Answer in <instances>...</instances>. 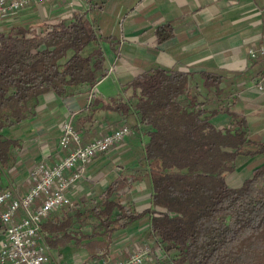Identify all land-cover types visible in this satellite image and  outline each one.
<instances>
[{"label":"trees","instance_id":"obj_1","mask_svg":"<svg viewBox=\"0 0 264 264\" xmlns=\"http://www.w3.org/2000/svg\"><path fill=\"white\" fill-rule=\"evenodd\" d=\"M155 33L158 44L171 37L168 26ZM100 38L80 12L68 21L3 27L0 194L7 189L3 173L16 170L21 149L19 140L5 131L33 119L39 98L47 93L59 98L86 95L87 115L77 118L76 132L95 123L98 110L136 117L137 131L146 139L147 171L135 175L149 179L151 208H129L117 196L129 182L116 179L99 202L65 207L42 221L50 248L100 233L108 236L148 216L149 239L162 247L165 264H264V140L250 132L246 117L234 109L235 98L229 102L230 79L221 72L194 75L151 66L125 86L126 101L120 96L96 109L100 101L92 90L107 76ZM219 115L228 118L226 126L212 123ZM239 158L259 161L250 168V177L232 188L227 178ZM83 225L90 227V235L83 234Z\"/></svg>","mask_w":264,"mask_h":264},{"label":"crops","instance_id":"obj_2","mask_svg":"<svg viewBox=\"0 0 264 264\" xmlns=\"http://www.w3.org/2000/svg\"><path fill=\"white\" fill-rule=\"evenodd\" d=\"M51 2L57 3L56 0ZM44 5L48 6L49 3ZM263 5L264 0H81L72 8H65L59 4L51 13H56V20L68 21L74 12H80L85 14L98 30L107 76L92 90L94 97L100 101L96 109L108 103L110 99L124 95L125 86L136 75L151 66L194 75L221 72L230 79L231 84L227 85V92L248 95L244 101L245 107L248 111H255L253 114L257 116L261 125L259 131L261 134L258 132L253 134L262 136L264 140V94H258L253 87L255 79L263 71V61H252L247 55L249 49L264 44V15L261 12ZM54 7L52 6L51 10ZM11 23L10 17L3 23V27ZM163 26L170 28L171 37L158 44L155 32ZM75 97L59 98L52 93L43 95L39 98L33 119L58 116L56 120L66 121L72 117L75 125L78 117L85 118L87 115L86 111H83L87 104L84 103L82 107L76 106L73 101ZM240 100L235 98L234 109ZM243 115L250 129L257 121H251L249 118L252 116L251 112L250 116L247 112ZM133 117L136 119L134 115L123 119ZM104 118L102 117L101 121L96 120L93 124H84L78 132L83 144L92 141L93 139L89 137L93 134L101 135L116 130V127L110 124L109 118ZM103 126L104 130L101 129ZM23 149L21 147L18 152L19 165L11 174L12 177H18L24 164L33 159L31 154L23 155L22 151H25ZM57 151L66 150L58 147ZM44 154L46 168L54 166L65 157H59L57 154L55 159H51L53 152L45 151ZM128 154L129 151H110L90 162L82 179L73 183L66 191L69 200L82 206L99 199L114 180L122 179L120 176L125 170L112 168L108 164ZM131 169L135 173L146 170L138 165ZM105 171L108 172L105 175L108 179L100 181V175ZM73 172L67 171L64 177H69ZM22 184L27 188L25 190H28L29 179L23 180ZM17 185L18 182L9 183L6 188L12 187L20 195ZM21 192L23 193V190ZM150 195L146 199L140 197L142 195L131 196L134 205L140 206V210L137 208L135 211L151 208ZM39 204L36 201L32 208L36 211ZM13 223L17 221L14 219ZM148 223L149 217L145 216L108 236L100 233V236L94 239L76 243L71 241L63 247L49 248L56 260L54 253L60 258V262L57 260L59 264H88L99 257L109 260V264H114L126 258L140 245L152 244L149 239ZM1 232L2 229L0 240ZM78 238L79 236L76 239ZM100 244L103 246L98 248ZM150 261L147 264H151Z\"/></svg>","mask_w":264,"mask_h":264},{"label":"built area","instance_id":"obj_3","mask_svg":"<svg viewBox=\"0 0 264 264\" xmlns=\"http://www.w3.org/2000/svg\"><path fill=\"white\" fill-rule=\"evenodd\" d=\"M47 0H0V32L3 23L7 22L15 13L31 6L42 5ZM81 0H56L65 8H72ZM264 15V5L261 8ZM247 55L250 60H262L263 71L255 79L253 87L258 94H264V44L249 49ZM111 71V70H110ZM132 133L128 126H122L110 133L83 144L81 136L75 131L73 119L69 117L62 124V133L58 141L59 148L66 150L67 155L57 164L44 169L38 166L31 172L29 188L25 194L19 195L12 187L0 194V223L3 226L0 240V264H59L52 256L46 241V235L41 230L42 221L51 213L72 203L66 195L69 187L82 179L87 165L98 154L104 153L112 147L122 143ZM76 167L71 176L65 178L67 171ZM44 195L42 205L33 213L30 208L37 199ZM10 204L7 205V201ZM22 212V219L13 223L16 212ZM152 256L162 260L165 255L162 247L153 243L143 245L131 252L126 258L114 264H146ZM88 264H109V260L99 257Z\"/></svg>","mask_w":264,"mask_h":264},{"label":"rangeland","instance_id":"obj_4","mask_svg":"<svg viewBox=\"0 0 264 264\" xmlns=\"http://www.w3.org/2000/svg\"><path fill=\"white\" fill-rule=\"evenodd\" d=\"M49 5H31L17 13H15L12 17H11V22L13 24H30L32 26H36L38 23H40L43 20H48L49 22H53L54 20H56V13H51V11L56 10L57 6L59 5L58 3L55 2H51L52 0H47ZM46 1V4H47ZM58 4V5H57ZM55 6L54 8L51 7ZM248 95L244 94V93H233L232 96L230 97L229 102L231 101V99H234L237 97V99H241L240 102L236 105V110L240 113L247 112L248 116L249 113H252V116L249 117L251 119V121H257V122H253L254 124H252V126L250 127V132L251 133H259L261 134V132H259L261 130V125L257 119V116H255L253 113L255 112L254 110H250L248 111V109L245 107V99ZM120 97V95H119ZM121 97H123V99L126 101V95H122ZM116 99V98H115ZM74 104L76 106L82 107V105L88 104L90 99L86 96H76L74 99ZM104 117H108L110 120V124L113 125V127L116 129L122 127V126H128L132 129V133L129 136L128 140L123 141L122 143L112 147L111 149L107 150L104 153L98 154L96 157H94L91 161V163L95 160L98 159L102 154H107L110 151H117V152H123V151H129L130 154H128V156H124L119 158L118 160L111 162L110 164H108L110 167L112 168H125L124 172L121 173V178L127 180L129 183L128 188L123 189L121 191H119V194L117 195L120 200L122 201H127L128 202V207L131 208L132 210L135 209H139L140 210V206H136L134 205V202L131 200V196L134 197L135 195L138 197V195H142L140 197H144L145 199L150 195L151 192V186H150V182L148 178H144L142 177H137L135 174V171L131 169V167L133 166H139L141 168L146 169L145 171H147L146 165H145V161H144V148L146 145V139L143 137V135H141L140 132H138L137 130L139 129L137 127V120L133 117V118H129V119H123L120 116H117L116 114H108V113H104L101 112L100 110H98L96 112L95 118L96 120L101 121V118ZM55 118V119H54ZM58 118L57 117H53V118H35L29 122H26L25 124H23L20 127H16L14 129L5 131V135L8 137H14L17 138L20 142H21V147L24 148L22 151L23 155H32L33 159L29 160L27 163L24 164L23 169L21 170V174L16 177H12L11 174L7 175L6 173H3V177H4V181H3V186L6 188L7 184L12 183L14 184V182H18V191L20 193V195H22L23 193H25V189H27L25 186H23L22 182L25 179H32L29 178L30 174L32 171H34V169H36L38 166L43 167L44 169H46L47 167V162L46 159L44 157V152L47 151L48 153H54L53 154V158L51 159H55V155H59V157H63L66 156L67 153L66 151H57L58 150V139L61 136L62 133V124L64 123V120H56ZM105 119V118H104ZM257 119V120H256ZM213 123H215L217 126L219 127H224L227 125V121L228 118L224 115L218 116L216 118H214ZM102 130L105 129V126H103L101 128ZM107 134V133H106ZM105 134H93L92 136H90V139H96L99 138L101 136H103ZM82 141V138H81ZM41 155V157H40ZM51 159H47V161L51 160ZM258 158H251V159H247V158H239L238 162H237V167L235 172L230 175L227 178V182L228 185L232 188H237L239 186H241L242 182L247 179L248 177H250L251 171L250 168L257 164L258 162ZM49 163V162H48ZM251 164V165H250ZM76 167H74L72 170H70L71 172L75 171ZM87 170V168H86ZM142 171V170H141ZM144 172V170L141 172V174ZM108 172L105 171L103 173H101V177L99 178L100 181H102V179H104V181L106 180V178L108 179V176L105 178V175H107ZM120 175V174H119ZM71 176V175H70ZM16 177V178H15ZM103 181V182H104ZM21 190H23V193L21 192ZM22 193V194H21ZM116 195H113V197ZM139 197V198H140ZM151 197V195H150ZM99 199L94 200L95 202H93L94 204L99 202ZM37 201L41 204L44 201V195H41ZM72 203V207L74 205H76L75 201H71ZM92 203V204H93ZM10 204V200L7 201V205ZM91 205V204H90ZM63 210H66V208H63ZM30 211L33 213L35 210L31 207ZM60 210L55 211L52 215H49L50 219L53 218L55 215H58ZM22 219V212L20 210H18L16 212L15 215V221L19 222ZM14 222V221H13ZM86 225V224H85ZM85 225H83L82 227V232L84 233H91V229L89 226L85 227ZM74 229V228H73ZM74 230H80L78 229V227H76V229ZM146 245H152V244H146ZM103 245L100 244L98 246V248H101ZM132 246V245H131ZM143 246V245H140ZM60 247V246H59ZM126 250V249H125ZM55 256L57 257V260L60 262V258L58 257V255L56 253H54ZM151 264H160L161 262H165L166 260H158L157 258H155V256L150 259ZM161 261V262H160ZM148 263V262H147ZM146 263V264H147Z\"/></svg>","mask_w":264,"mask_h":264}]
</instances>
